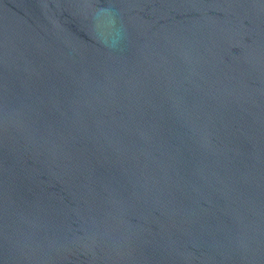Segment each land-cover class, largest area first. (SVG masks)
Here are the masks:
<instances>
[{
	"label": "water",
	"instance_id": "obj_1",
	"mask_svg": "<svg viewBox=\"0 0 264 264\" xmlns=\"http://www.w3.org/2000/svg\"><path fill=\"white\" fill-rule=\"evenodd\" d=\"M0 264H264V0H0Z\"/></svg>",
	"mask_w": 264,
	"mask_h": 264
}]
</instances>
